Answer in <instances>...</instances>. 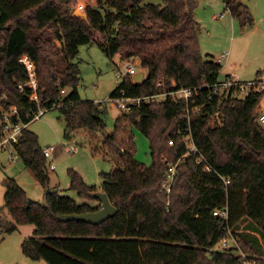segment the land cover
<instances>
[{"label": "trees", "instance_id": "obj_1", "mask_svg": "<svg viewBox=\"0 0 264 264\" xmlns=\"http://www.w3.org/2000/svg\"><path fill=\"white\" fill-rule=\"evenodd\" d=\"M79 1L95 3L82 7L85 17L73 13ZM199 1L0 0V106L4 111L16 107L22 122L30 124L38 108L56 109L66 137L78 129L105 131L103 103L84 101L77 90L74 60L84 45H97L110 59L137 58L147 72L140 84L130 78L122 81L110 98L121 90L141 97L163 88H190L196 93L188 106L199 111L191 118L189 132L182 117L186 103L168 97L117 116L114 132L104 140L117 168L100 174L101 192L117 212L100 225L59 220L100 209L91 197L96 190L73 170L70 189L80 203L48 189L40 204L14 179L4 180L5 208L14 225L8 232L18 225L35 227L33 236L21 244L27 258L46 264H242L240 249L246 259L264 264L263 245L253 235L260 234L264 241V127L255 115L262 94L231 101L213 92L212 86L221 80V65L200 50L194 16ZM222 2L243 31L253 26L240 0ZM22 56L35 67L37 102L29 99L32 90L26 85L27 70L19 63ZM216 112L220 124L212 118ZM124 123L147 139L149 166L134 158L132 133L126 142L121 138ZM187 135L197 154L187 152ZM12 151L46 187V158L28 127ZM198 155L212 168L210 173L202 170L204 163L196 164ZM166 163L177 164L169 206L160 192ZM223 209L227 219L213 215ZM242 225L244 230L235 236L239 248H221V240Z\"/></svg>", "mask_w": 264, "mask_h": 264}, {"label": "rangeland", "instance_id": "obj_2", "mask_svg": "<svg viewBox=\"0 0 264 264\" xmlns=\"http://www.w3.org/2000/svg\"><path fill=\"white\" fill-rule=\"evenodd\" d=\"M247 6L253 19V26L246 27L243 31L239 23L226 10L222 0H200L194 12L195 20L199 24L198 41L203 56H212L216 59L228 55L229 66L237 67L236 74L243 82L253 81L257 73L264 76V0H240ZM158 4L159 0H152ZM95 6V3L79 1L75 5L73 13L79 17H85L82 7ZM257 27V29H254ZM215 59V60H216ZM120 58L115 56L110 59L106 57L97 45H84L79 48V53L74 63L78 67L79 82L77 90L80 98L84 101L103 103L105 107L104 120L106 124L105 133L114 132L115 119L123 114L110 102V94L115 90L116 66ZM122 60V59H121ZM130 61L135 64L136 71L143 73L146 70L139 66L137 58ZM225 61V60H224ZM239 61V64L237 63ZM237 64V66H235ZM221 65V64H220ZM223 67V69H222ZM225 65H221L220 79H223ZM264 93V92H263ZM260 99L255 115L264 109V100ZM28 130L38 138L40 148H56L52 159H47L45 166L48 172L49 191H56L61 195L68 196L76 202H82L76 192L70 189L69 170L75 171L83 182L101 192V173H110L117 168L115 154L110 153L104 147L105 136L101 131L92 132L78 129L65 136V123L58 110L46 111L44 115L28 124ZM130 133L133 135L134 158L147 166L151 164L150 149L147 139L135 127L124 123V131L121 138L126 142ZM75 151L69 153V148ZM12 155V159L10 156ZM49 164L54 166L49 169ZM14 179L24 190L26 196L40 204L45 203V187L40 185L32 172L19 160L12 148L0 150V264H46L43 260H31L23 255L21 251L22 242L32 237L35 227L25 224L18 225L13 231L8 230L14 226L4 202V180ZM244 225L231 234L236 238V233L242 232ZM263 245L260 234H253ZM233 245L235 244L232 242ZM230 244V243H229ZM237 248L238 244L236 245ZM239 253L243 254L239 249ZM244 255V254H243ZM264 258V253H263Z\"/></svg>", "mask_w": 264, "mask_h": 264}, {"label": "built area", "instance_id": "obj_3", "mask_svg": "<svg viewBox=\"0 0 264 264\" xmlns=\"http://www.w3.org/2000/svg\"><path fill=\"white\" fill-rule=\"evenodd\" d=\"M223 58H218L217 63H221ZM19 63L23 65L28 73V81L26 85L31 88L32 92L29 95V99L37 102V79L35 76V67L30 62L27 56H22L19 58ZM116 66V84H120L127 78H130L133 82V77L138 74L136 71L135 64H133L130 60H119L115 63ZM134 83V82H133ZM158 87H163L161 83L158 84ZM18 88L23 92V85H18ZM213 92L217 94L221 99H229L231 101L245 99L247 95L250 93H263L264 92V76L261 74L258 78L253 81L249 82H241L235 76H227L223 79L219 80L212 86ZM65 93V90H62V94ZM196 93V89L190 88H178L174 90H159L155 94L145 95L141 97H130L127 96L126 93L121 90L118 95L113 98H109L110 102L113 106H115L120 112L123 114H130L133 111L140 110L143 103H150V102H160L165 100L167 97L171 98L175 101H184L186 103V108L183 111V119L186 124V131L189 132L190 121L193 115L198 114V107L188 106L189 100L192 96ZM264 94V93H263ZM264 100V96L263 99ZM46 112L45 109L38 108V112L33 115L31 118L33 120L40 119L44 113ZM218 113L216 112L212 118H215L218 123L220 124V119L217 118ZM15 119V122L13 121ZM138 120V119H137ZM257 123L264 127V109L261 110L256 116ZM29 123H24L21 121L19 117V113L16 107L11 108L9 111H4L0 106V129L2 133V137L0 139V150H9L12 148L14 144H16L20 138L21 132L23 129L27 128ZM184 143L187 149V152L191 154H197L198 151L194 146L191 136L187 135L184 139ZM172 144V142H170ZM56 148L50 147L42 150L44 157L47 159H52ZM69 153H73L75 151L74 147L69 148ZM11 159L13 158L10 153ZM199 156V155H198ZM204 163L202 166V170L205 172L210 173L212 168L206 163L204 157L201 155L196 159V164ZM176 168L177 164L173 163H166V178L160 192L163 196L166 197V204L169 206L170 204V195L172 191V186L174 182V178L176 176ZM49 169L53 170L54 166L49 164ZM214 216H221L227 219L228 211L226 209L223 210H215L213 212ZM234 242L235 246L237 242L235 238L232 236L230 238H224L221 240L220 245L221 248L228 249L230 248L231 244ZM230 243V244H229ZM241 254V253H240ZM244 257V262L242 264H259L254 260L246 259L245 255L241 254Z\"/></svg>", "mask_w": 264, "mask_h": 264}, {"label": "water", "instance_id": "obj_4", "mask_svg": "<svg viewBox=\"0 0 264 264\" xmlns=\"http://www.w3.org/2000/svg\"><path fill=\"white\" fill-rule=\"evenodd\" d=\"M144 78L143 73H138L133 77V82L135 84H140ZM102 134L108 137L110 134L105 133L104 131ZM122 152V151H121ZM45 190H48V187H45ZM92 198H95L100 203V209L94 212L85 213V214H78V215H65L59 216V220L62 222L68 221H76V222H83L90 225H100L101 223L105 222L109 218L115 216L117 210L116 208L110 203L107 195L103 192H95L91 195Z\"/></svg>", "mask_w": 264, "mask_h": 264}, {"label": "crops", "instance_id": "obj_5", "mask_svg": "<svg viewBox=\"0 0 264 264\" xmlns=\"http://www.w3.org/2000/svg\"><path fill=\"white\" fill-rule=\"evenodd\" d=\"M220 1V0H219ZM254 29H257V27H254ZM231 49H232V46L230 47V49H229V53L227 54V53H225L223 56H224V60H222V62L221 63H219V64H221V65H225V70H224V72H225V75H224V77L225 76H235V77H237L239 80H240V78H239V76L236 74V70L237 69H234L235 71H232L233 70V67L234 66H232V67H230L229 66V62H228V55L230 54V52H231ZM212 57H213V55H212ZM219 58V57H218ZM213 59L215 60L216 58L215 57H213ZM215 61H217V59L215 60ZM238 64H239V61L237 62ZM235 66H237V64L235 65ZM234 68H237V67H234ZM222 69H223V67H222ZM220 72H221V70H220ZM223 77V78H224ZM241 82H243L242 80H240Z\"/></svg>", "mask_w": 264, "mask_h": 264}]
</instances>
